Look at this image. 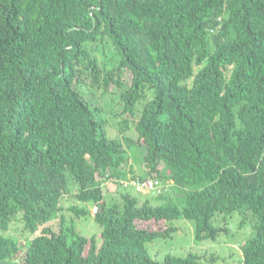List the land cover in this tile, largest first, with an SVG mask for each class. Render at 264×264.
<instances>
[{"label": "trees", "instance_id": "trees-1", "mask_svg": "<svg viewBox=\"0 0 264 264\" xmlns=\"http://www.w3.org/2000/svg\"><path fill=\"white\" fill-rule=\"evenodd\" d=\"M114 91L118 132L167 185L153 203L104 198L129 159L99 105ZM64 198L97 235L46 227ZM234 213L251 229L240 264H264V0H0V264H207L146 243L173 220L214 241ZM16 219L27 245L2 234Z\"/></svg>", "mask_w": 264, "mask_h": 264}, {"label": "rangeland", "instance_id": "rangeland-1", "mask_svg": "<svg viewBox=\"0 0 264 264\" xmlns=\"http://www.w3.org/2000/svg\"><path fill=\"white\" fill-rule=\"evenodd\" d=\"M97 57L101 60L102 64H105V69L109 68L113 63L111 53L107 51L101 54L99 50L97 52ZM99 103L103 108V119L107 123L108 135L112 138H119L122 141L123 147L126 149V156L129 158L127 165L121 167V171L126 172V178L122 179L110 176L107 178V181L103 183V195L105 200L107 202H118L119 193H129L136 198L141 200L148 199L153 203L154 194L148 192H135L131 186H124L126 179L129 178L128 165L130 164L133 172L137 176H146L143 161L145 151L143 146H138L136 144V133L132 126L122 134L117 130V122L119 120L115 118L113 114L119 110L118 92L114 91L113 93H109L106 97L101 96ZM160 169L164 168L161 167ZM143 179H146V177ZM163 184L167 187L165 183ZM72 205L82 207L81 204L64 198L60 203L61 210L54 220L47 223L46 227L57 232L62 225L67 233L69 232V227H74L83 235H97L100 229L93 222L92 216H76L69 210V207ZM86 208L93 214V205H88ZM60 218H62L61 221ZM239 222L240 216L238 214L234 213L230 216L220 215V217L215 219V224L223 225V223H225L223 226L227 228L226 233L219 235L214 241L196 243L193 240L191 224L184 220H173L170 224L177 228L176 232H174L170 238H157L146 243V248L150 257L158 262H161L166 254H172L176 257H185L191 252L199 256L201 261L207 262V264H240L241 255L239 252V245L251 235V229L249 224L239 227ZM2 234L3 236H9L15 239L18 244L27 245L30 241V236L22 232L21 223L17 219L13 220L9 224L8 231ZM24 253V251L20 252V255L17 257V264H24Z\"/></svg>", "mask_w": 264, "mask_h": 264}, {"label": "built area", "instance_id": "built-area-1", "mask_svg": "<svg viewBox=\"0 0 264 264\" xmlns=\"http://www.w3.org/2000/svg\"><path fill=\"white\" fill-rule=\"evenodd\" d=\"M124 186H131L135 192H148L154 195L163 193L166 190L165 186H162L158 180L149 178L144 180H126Z\"/></svg>", "mask_w": 264, "mask_h": 264}]
</instances>
